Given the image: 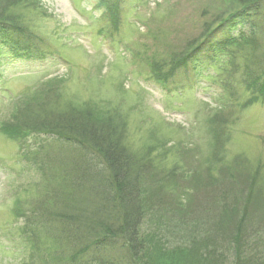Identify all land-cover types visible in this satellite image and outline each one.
I'll list each match as a JSON object with an SVG mask.
<instances>
[{"label":"rangeland","instance_id":"rangeland-1","mask_svg":"<svg viewBox=\"0 0 264 264\" xmlns=\"http://www.w3.org/2000/svg\"><path fill=\"white\" fill-rule=\"evenodd\" d=\"M29 2L12 14L41 38L34 56L14 60L0 50V264H75L54 260L69 250L65 230L58 217L42 212L46 200V212L58 200L71 160L54 155L70 145L56 134L26 131L15 139L1 130L19 107L41 100L52 115L67 107L91 121L93 114L112 115L122 144L144 161L143 228L165 243L223 232L217 204L241 194L248 206L255 174L257 215L245 229L247 244L263 247L264 210L257 204L264 206V93L245 81L248 50L239 45L232 62L199 55L164 84L151 73L152 59L201 38L232 10V0H121L117 29L93 0ZM260 46L262 57L264 36ZM233 166L239 170L231 173ZM150 257L159 258L152 251Z\"/></svg>","mask_w":264,"mask_h":264},{"label":"trees","instance_id":"trees-1","mask_svg":"<svg viewBox=\"0 0 264 264\" xmlns=\"http://www.w3.org/2000/svg\"><path fill=\"white\" fill-rule=\"evenodd\" d=\"M29 1L0 0V50L6 51L5 58L33 57V45L41 43V38L12 14V10L22 4L32 6ZM93 1L117 29L121 0ZM231 7L229 13L207 27L201 38L188 42L182 51L168 58L152 59L151 73L157 81L166 83L180 69L188 70L191 63L198 62L199 55L212 62L231 57L228 60L232 62V58L237 57L236 48L242 45L248 50L247 58L242 61L245 81L253 92L262 95L264 55L261 57L256 52L264 36V0H232ZM93 118L97 121L86 118L74 107L52 115L48 113V101L41 100L35 107L31 103L19 107L1 128L10 138L19 139L26 131L50 133L70 145L69 150L60 149L53 154L59 162L66 153L71 160L62 178L58 200L51 202L48 212L46 200L42 209L43 213L58 217L65 230L64 241L69 250L66 256L61 251L54 253V260L61 262L67 258L75 264H192L194 260L200 264H264V246H255V243L249 246L245 229L252 216L257 215L253 191L257 183L255 174L250 179L248 206L244 205L241 194L234 195L232 201L226 197L217 204L222 220L224 218L223 222L219 219L220 224L225 225L223 232L212 231L205 236L191 233L182 241L165 243L156 238L155 231L143 228L149 207L142 198V157L130 153L122 144L120 126L113 123L111 114L106 118L93 114ZM238 170L233 166L230 172ZM84 186L88 189L80 193ZM257 205L264 210V206ZM213 225L218 227V224ZM33 233L32 230V239ZM200 239L204 245L197 246ZM151 251L157 253V260H152ZM48 261L43 260L42 264Z\"/></svg>","mask_w":264,"mask_h":264}]
</instances>
